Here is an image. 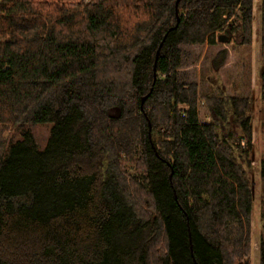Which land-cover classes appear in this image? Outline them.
I'll return each instance as SVG.
<instances>
[{"label": "trees", "instance_id": "trees-1", "mask_svg": "<svg viewBox=\"0 0 264 264\" xmlns=\"http://www.w3.org/2000/svg\"><path fill=\"white\" fill-rule=\"evenodd\" d=\"M252 1L0 0V264H251L254 202L264 264V0L257 108L178 73Z\"/></svg>", "mask_w": 264, "mask_h": 264}, {"label": "rangeland", "instance_id": "rangeland-1", "mask_svg": "<svg viewBox=\"0 0 264 264\" xmlns=\"http://www.w3.org/2000/svg\"><path fill=\"white\" fill-rule=\"evenodd\" d=\"M259 3L260 0L252 1V40L249 50L236 45L234 41L228 40L214 45L194 44L183 45V55L179 75L186 81H195L198 83L200 92L211 88V78L206 80V76L219 79L226 87L227 92L234 96H250L255 97L256 108L259 106L260 88L258 71L262 64V47L260 43L259 33ZM226 48L228 50L225 63L221 66L217 73L209 70L210 57L219 49ZM254 103V105H255ZM253 105V106H254ZM255 107V106H254ZM253 107V108H254ZM252 142L259 148V124L256 109L252 110ZM199 119L202 122L209 120V114L202 102H198ZM49 125L38 124L35 128V134L41 145L44 144L48 136ZM255 166V165H254ZM255 168L253 169V171ZM253 188L255 181L253 179ZM260 207L254 202L251 212V251L250 263L259 264L260 260Z\"/></svg>", "mask_w": 264, "mask_h": 264}, {"label": "flooded vegetation", "instance_id": "flooded-vegetation-1", "mask_svg": "<svg viewBox=\"0 0 264 264\" xmlns=\"http://www.w3.org/2000/svg\"><path fill=\"white\" fill-rule=\"evenodd\" d=\"M226 36L230 37L229 40L231 41H235V40L239 41L238 33H228Z\"/></svg>", "mask_w": 264, "mask_h": 264}, {"label": "water", "instance_id": "water-1", "mask_svg": "<svg viewBox=\"0 0 264 264\" xmlns=\"http://www.w3.org/2000/svg\"><path fill=\"white\" fill-rule=\"evenodd\" d=\"M177 1H178V0H176V2H177ZM229 38H230V37H228V36H226V35H224V34H220V35H219V41H221V42L228 41ZM252 190H253V182H252Z\"/></svg>", "mask_w": 264, "mask_h": 264}, {"label": "built area", "instance_id": "built-area-1", "mask_svg": "<svg viewBox=\"0 0 264 264\" xmlns=\"http://www.w3.org/2000/svg\"><path fill=\"white\" fill-rule=\"evenodd\" d=\"M85 1H89V0H85Z\"/></svg>", "mask_w": 264, "mask_h": 264}]
</instances>
